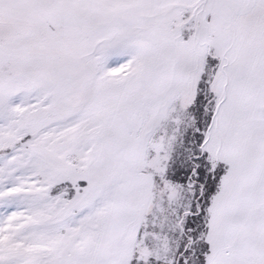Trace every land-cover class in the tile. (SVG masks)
I'll use <instances>...</instances> for the list:
<instances>
[{"label": "snow or ice", "instance_id": "obj_1", "mask_svg": "<svg viewBox=\"0 0 264 264\" xmlns=\"http://www.w3.org/2000/svg\"><path fill=\"white\" fill-rule=\"evenodd\" d=\"M0 264H264V0H0Z\"/></svg>", "mask_w": 264, "mask_h": 264}]
</instances>
